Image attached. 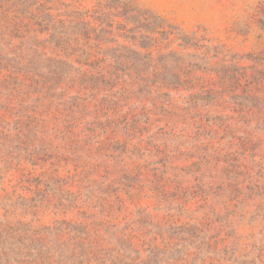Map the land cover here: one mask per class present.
Returning <instances> with one entry per match:
<instances>
[{"label":"rangeland","instance_id":"rangeland-1","mask_svg":"<svg viewBox=\"0 0 264 264\" xmlns=\"http://www.w3.org/2000/svg\"><path fill=\"white\" fill-rule=\"evenodd\" d=\"M46 1L71 58L0 26V208L61 224L34 264H264V0Z\"/></svg>","mask_w":264,"mask_h":264},{"label":"trees","instance_id":"trees-1","mask_svg":"<svg viewBox=\"0 0 264 264\" xmlns=\"http://www.w3.org/2000/svg\"><path fill=\"white\" fill-rule=\"evenodd\" d=\"M48 4L46 0H0V26L15 25L18 29L26 30L31 34L30 37H23L24 43L20 48L23 52L21 55H28V59L31 57L35 59V55L47 58L43 52H40V44L43 40L57 47V51L63 54L64 59H69L71 56L66 54L76 48L73 39L76 37L73 34L76 29L72 27V23L67 25L63 19L56 18ZM44 34L47 35L46 39L42 38ZM29 62L32 63V60ZM6 207L1 205L0 208L3 211L2 214L0 213V264L44 262L47 256L43 251L44 230L57 232L61 224L54 228L25 226L23 222V224L15 222L14 217L16 218L17 212L15 206ZM209 251L211 252V248ZM234 264L240 263L235 261Z\"/></svg>","mask_w":264,"mask_h":264}]
</instances>
